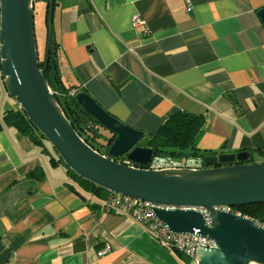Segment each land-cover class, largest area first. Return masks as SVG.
<instances>
[{"label":"crops","instance_id":"0c3cea01","mask_svg":"<svg viewBox=\"0 0 264 264\" xmlns=\"http://www.w3.org/2000/svg\"><path fill=\"white\" fill-rule=\"evenodd\" d=\"M58 4L57 62L65 86L81 87L144 132L178 110L202 114L199 150H247L253 161L264 160V25L257 15L264 0H190L189 7L186 0ZM133 15L145 24L132 25ZM12 98L10 109H18ZM4 105L0 264H196L162 247L123 212H104L101 196L85 200L93 191L71 182L63 164L51 166L55 154L45 143L49 157L2 123ZM35 168L43 171L40 181L28 176Z\"/></svg>","mask_w":264,"mask_h":264},{"label":"water","instance_id":"95a60500","mask_svg":"<svg viewBox=\"0 0 264 264\" xmlns=\"http://www.w3.org/2000/svg\"><path fill=\"white\" fill-rule=\"evenodd\" d=\"M33 1L0 0V75L8 95L59 158L107 191L153 203L155 217L170 231L207 236L215 246L198 247L196 264H264V227L248 216L222 209L264 203V160L249 162V152L242 150L205 155L197 168L147 169L154 150L139 145L144 131L109 113L86 91H79L74 97L80 107L116 134L108 156L93 149L73 128L43 74L54 0H48L43 68L37 52ZM257 15L264 25V6Z\"/></svg>","mask_w":264,"mask_h":264},{"label":"trees","instance_id":"16d2710c","mask_svg":"<svg viewBox=\"0 0 264 264\" xmlns=\"http://www.w3.org/2000/svg\"><path fill=\"white\" fill-rule=\"evenodd\" d=\"M45 1L46 9L44 17L47 28L48 0ZM55 4H57V2L54 0V5ZM59 48L60 42L52 33L46 70L43 72L44 77L51 90L55 92L58 103L79 136L93 149L108 156V147L116 137V134L102 126L77 103L74 95L79 91H85L84 89H81L79 86L68 87L62 83L57 62ZM43 59L44 57H39L40 68L44 66ZM0 82L2 84L1 75ZM71 89H75L76 92L74 94H69ZM204 121L205 119L202 114L178 110L171 114L155 131L144 132L145 141L139 145L151 147L154 150V154L169 155L181 159L204 156L206 152H199L197 147ZM2 123L15 127L21 134L28 137L32 143L40 146L43 153L49 155V151L44 145L45 137L40 134L21 109L5 110L2 116ZM101 128L107 130L109 134L105 135L101 133L99 130ZM185 150H188V152H185ZM210 153L217 154L218 151ZM49 162L51 166H55L59 163L63 164L71 182L81 185V187L86 190L93 191L97 196L104 197L108 193L105 188L86 180L71 170L56 153L55 156L52 155L49 157ZM249 162L254 161L251 158ZM43 175V171L40 168H35L28 174V176L36 178L39 181L43 178ZM72 185L68 184L70 188H73ZM233 209L240 212L242 215L252 218L258 224L264 225V203L235 206ZM179 255L182 254L179 253Z\"/></svg>","mask_w":264,"mask_h":264},{"label":"built area","instance_id":"2783aa9c","mask_svg":"<svg viewBox=\"0 0 264 264\" xmlns=\"http://www.w3.org/2000/svg\"><path fill=\"white\" fill-rule=\"evenodd\" d=\"M187 7L190 6V0H186ZM145 20L139 15L132 16V25L139 26L144 25ZM75 89H71L69 94H74ZM125 163H129L125 158L121 159ZM202 166V161L199 158L187 157L184 159L171 157L169 155L153 154L149 163L145 166L147 169H167V168H197ZM95 193L91 192L90 200L91 203L94 202ZM101 206L104 212L111 210H119L134 220L140 222L151 232L156 241L167 250L181 253L191 259H194L195 252L198 247H213L214 242L210 240L207 236L194 233H175L168 229V227L159 221L152 210L154 204L132 197L129 195L108 191L106 196L102 197ZM163 208H174V206L157 205ZM187 208V207H182ZM224 210H231L237 214L240 212L235 211L232 207H223ZM206 213V209L200 208ZM208 221V220H207ZM257 223V222H256ZM258 224V223H257ZM261 225V224H259ZM264 227V225H261ZM108 247L100 250L99 254H104L107 252Z\"/></svg>","mask_w":264,"mask_h":264},{"label":"rangeland","instance_id":"374dc122","mask_svg":"<svg viewBox=\"0 0 264 264\" xmlns=\"http://www.w3.org/2000/svg\"><path fill=\"white\" fill-rule=\"evenodd\" d=\"M55 1L57 2V4L54 5V9H53L52 33L54 34V36L56 37V39L59 41V39H58V31H59L60 21H59L58 16H59L60 10H59V4H58V2H61V4H62L63 3V0H55ZM45 9H46V1L45 0H35V1H33L34 31H35V36H36L37 52H38V56L40 58H43L44 57L45 48H46V40H47V28H46L45 17H44L45 16ZM2 86H3V83H2ZM3 88L0 86V104H1V102L3 100L5 101V105L3 107H1V111L2 112L5 109H10V106L8 105V99L9 98H12V97H10L8 95V93H6V91ZM12 100L15 101V99H13V98H12ZM14 110H17V109H14ZM99 130H100L101 133H104L105 135H108L109 134V132L107 130L103 129V128H101ZM144 141H145V138L143 137L140 140L139 144L144 143ZM44 142H45L46 146L49 148V150H51L52 154H55L56 151L51 146V144L49 143V141L47 139H44ZM185 152H188V150H185ZM199 152L204 153V150H199ZM205 155L206 154H204V156ZM47 156L49 157V155H47ZM196 157L199 158V159H202L203 156H196ZM175 158H177V157H175Z\"/></svg>","mask_w":264,"mask_h":264},{"label":"bare ground","instance_id":"6f19581e","mask_svg":"<svg viewBox=\"0 0 264 264\" xmlns=\"http://www.w3.org/2000/svg\"><path fill=\"white\" fill-rule=\"evenodd\" d=\"M251 264H257V263H253V262H252Z\"/></svg>","mask_w":264,"mask_h":264}]
</instances>
